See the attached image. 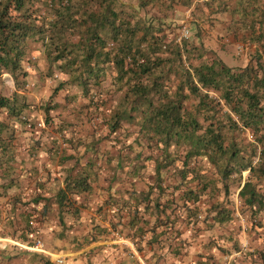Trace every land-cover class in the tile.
Listing matches in <instances>:
<instances>
[{"label": "trees", "instance_id": "obj_1", "mask_svg": "<svg viewBox=\"0 0 264 264\" xmlns=\"http://www.w3.org/2000/svg\"><path fill=\"white\" fill-rule=\"evenodd\" d=\"M216 2L223 6V0L202 4L210 14L233 6L235 38L242 32L244 40L264 39V0H235L234 5L218 6L219 10ZM200 4L195 0H0V79L10 74L15 81L11 95L0 92V193L20 186L28 174L21 167L24 156L19 155L18 140L27 125L33 124L26 114L30 102L24 87L31 71L37 69L32 54L37 46L49 66L48 75L58 82L48 103L41 106L48 125L54 124L49 114L59 106L55 99L62 90H67V103L76 102L80 94L87 102H76L85 114L79 119H91L90 115L101 119L99 126L108 131L104 139L121 129L135 136L131 143H124L134 154L118 156L127 160V166L121 167L127 177L136 179L146 161L155 162L156 180L151 188L160 194L155 208L166 216L163 220L160 215L156 224L173 223L174 227L167 228L165 236L149 240L158 245L152 249L166 248L180 256L183 245L191 243L182 241L180 232L172 242L169 238L181 209L196 223L202 196L229 198L237 189L239 205L229 199L211 203L207 211L213 224L234 220L238 207L248 228L264 235L263 54L253 55L244 67L231 66L206 46L200 26L193 36L179 39L182 24L174 14L196 8L204 18L206 10ZM60 73L64 78H57ZM71 88L77 93H71ZM66 125L53 126L52 132L62 131L71 149H79L82 138L69 136ZM19 128L23 129L20 133ZM53 138V146L47 148L51 159L57 153L60 165L77 159L68 148L60 154L55 134ZM93 141L86 148L93 147L99 155L100 139ZM135 145L142 149L135 151ZM89 163L93 166L94 162L89 158ZM91 177L86 171L73 174L69 170L54 198L37 194L33 201L50 208L54 199L62 221L65 212L79 213L84 201L79 202L78 196L82 200L84 193L88 200L92 194ZM171 178L175 180L169 182ZM141 193L145 206H151L150 192ZM166 194L173 198L161 201ZM31 217L29 224L35 223ZM148 232L143 229L140 235ZM204 239L195 237L192 246L208 243ZM256 251L264 259V249ZM152 255L157 253L153 250L149 258ZM208 255L202 264L217 263L220 255Z\"/></svg>", "mask_w": 264, "mask_h": 264}, {"label": "rangeland", "instance_id": "obj_2", "mask_svg": "<svg viewBox=\"0 0 264 264\" xmlns=\"http://www.w3.org/2000/svg\"><path fill=\"white\" fill-rule=\"evenodd\" d=\"M200 7L205 10L202 3L200 4ZM180 8L181 7H179L178 9ZM44 10L45 8H43V11ZM194 10H196V8ZM194 10L191 8H184L183 11L179 10L174 14L175 19L179 20L178 24H182V28L178 30L179 34L184 31V28H186L189 30L188 35L193 36L195 32H197V24L200 25L205 32H207L208 28L206 27V23H208L210 20H206L205 17H199V13L195 12ZM232 33L233 32L231 30L230 35H233ZM242 40L246 43L243 38ZM230 43V40L226 41L227 46L224 47L221 53L223 55H220L218 54V52H216L218 57H223L227 61V63L231 65L235 61H238L235 58L238 57L240 60H242L243 58H246L248 56L247 52L244 50V46L242 47L243 49H241L228 45ZM36 48L37 46L32 49V54L35 56V66L37 67V69H33V71H31V74L28 77L27 85L26 87H24L26 89L25 92L27 95V100L28 102H30V106L27 109L26 114L28 115L29 122L33 124L31 126L28 124L25 131H23L22 128H19L21 129L19 133L22 131L23 132L20 134L18 140V151L20 152L19 155L24 156V159L27 162L25 166L29 170V173H32V176H26V178L22 180L20 186L17 185V187L9 190L7 193H0V231H7L10 233V235H12L14 239H17L16 236H19L22 230H25V238L32 243L31 246L27 247L28 250L45 254L47 253V247L59 249L58 254L53 253L56 254L53 255V257L57 260H55V262H53L52 264H73V258L75 257L74 253H65L67 246L58 245L56 242L62 240L61 236L64 237L63 239H66L70 243H72L74 241V238L87 235V233L89 232L86 231L87 227H85L84 225H87L86 219H88V216H90V214L87 217L86 214H80L78 217L74 216L73 218L72 214H68L65 212L64 215H62L63 225H61L58 205L54 202V199H52V202L50 204L51 207L48 209V212L45 215L41 214L42 211L38 209L40 208L38 207L39 204H34V202L30 203V200L36 194H44L45 196L54 198L58 190L65 185L64 178L67 175L68 171L72 170L73 174H76L77 172H83L84 165L82 166V164L89 162V158L92 159V161H100L101 163L98 162V164H104L102 162H105L107 158L111 159L113 157L112 161H117L118 156L132 152L127 149L124 143H131L135 136H128L126 135L128 131L125 129H121L116 134H112L110 139H107L108 137L104 139L103 137L108 134V131H102L101 126H99L100 124L98 123H101V119L95 120V117H93V115H90L91 119H89V117H83L82 120L79 119L80 114H85L83 112H79L76 102H87V100H85L79 94L76 102L74 101L67 103L68 100L65 98L67 95V90H62L60 92V97H57L55 99L59 106L50 112L49 116L53 118L54 124L52 126L48 125L46 121L47 115L41 106L48 103L54 88L58 85V82L56 81L57 79L48 75L49 66L47 64L45 56L43 55V53L41 54L38 50H36ZM232 58L235 59V61ZM57 78H64V75L60 73L58 74ZM71 89V93H77L76 89ZM14 90L15 83L13 81V77H11L10 74H5L3 78L0 79V92L5 95H11ZM90 120H94V123ZM58 124H62V126L68 124L66 125L67 127L64 128L65 132L69 136L75 134L77 138H82L83 145L79 149H71L72 146L64 141L62 131L52 132L53 126H58ZM42 128L44 131L41 130ZM48 130L51 132V135L49 134ZM54 134L56 135L57 140L55 146L57 150H59V153L61 154L68 148V153H73L77 157V163V159H73L71 161L68 160L60 165L58 161V153L56 154V159H51L49 157L47 148H49V144L53 146ZM98 139H100V143L97 145L99 155H96L95 152H93V147L86 148V146L92 145L94 142L93 140ZM36 145L37 147L39 145L38 149L33 150ZM133 149L135 151H139L142 149V146L135 145ZM146 152L149 155V152ZM132 154L134 153L132 152ZM97 156H99V158H96ZM104 174L105 169H103V167L92 168L93 177L98 176L100 180H103L105 179ZM118 174V184L116 183L115 190L123 192L125 190H128L129 188H134V190H145L146 192H150L151 200L154 201V204L151 206V208H153V210L155 211V202L156 199L160 196L157 189L151 188L152 184H154L156 180L155 162L153 160L146 161V167L141 170L140 176H138L136 179L127 177V174L125 172L122 173L120 170L118 171ZM164 174L165 176H167L165 172ZM246 174L247 172L245 173V175ZM93 180L94 178H92V181ZM174 180V178H171L169 182H172ZM166 182L168 183V181ZM37 185H41L42 187L36 189L38 187ZM97 186V184L95 186L93 185L94 191L97 189L95 188ZM238 191V189L234 190L229 195V198H225L223 194L218 197H212L210 195L202 196L200 201L198 202L199 216L198 222L196 223H194V217L191 220L188 218L189 213L185 210V208L181 209L182 215L178 216L179 222L178 224L176 223L177 225L174 229L175 233L173 231L171 233V236H175L178 232L182 234L184 231H187V229H189L188 237L183 240H185V242L188 241L189 243H191V245H183V250H180V255L184 254L183 251L185 248H189L190 246H192V244L195 242V237H201L200 233L202 232V234H206L207 237L205 238H207L208 243L213 244V247L217 249V252H219L220 255H223V257H219L217 259L218 264H264V259L256 251L264 249V235L260 236L259 231H253L248 228L246 220L241 215L238 207L235 213L234 220L226 222L224 224H213L212 215L207 211L211 206V203H214L217 200L222 201L224 199H229L233 203L239 205L240 200L238 198ZM92 194L90 200L88 199L83 203L85 207L84 210L90 208L93 209L95 207L98 208L99 202H95L97 191L95 193L96 195ZM168 198H173V195H163L161 197V201H165ZM42 204L43 205L41 206H44V203ZM11 208L18 209L16 211H11ZM33 211H35V213ZM37 211H39V213ZM28 212L33 214L31 218H33L35 223L29 224L26 222L27 218H25L22 213L27 214ZM82 217L84 218L83 220ZM155 218H158L157 212L154 214V220ZM77 219H79V221L81 222V229L83 230V232H81L80 234L78 233V229L75 231L73 229V226H76L73 225V222L75 220L77 221ZM163 220H165L164 217ZM189 220L191 223H187ZM170 221L173 220L170 219ZM28 225L30 227H28ZM57 225L60 226L59 229H56ZM168 227H174V224L169 223ZM42 228L44 229V231L42 230ZM56 234H58V236L60 237L56 236ZM112 234L114 238L112 237L111 240L116 239L121 241L122 239V242L125 243V245H130L126 244V242L129 243V241L127 240L130 239L126 238L125 234H123L120 228L113 229ZM37 240H42L44 251H36L33 249V245L37 242ZM143 244L141 245L142 247L139 248L136 245L137 250H139V254H137L138 257L142 256V254H140V252L142 253V250L149 249L146 248V245ZM110 246H112L113 248V250H111L110 252L106 250L102 251L101 253L97 252L93 257L98 259L99 261L106 262V264H137L135 262L137 261L136 256L131 257L129 251L126 252L128 259H120L122 257V253L126 251V246L121 248L119 247V243L112 244ZM29 247L33 248L30 249ZM156 247H158V245ZM153 250L155 251V253H157V256L152 255L147 260L145 258V255L150 256L151 251ZM151 251L150 253H143L144 260L141 261L142 264H145V262L146 264H168V261L171 260L170 258L175 254V252L172 251L171 253L168 252L166 248L162 250L154 248ZM200 252L201 251L197 250L195 253H192L195 257L193 262H196L197 264H202V261H204V259L202 258L209 256L208 254ZM190 257L191 256H189L188 258L191 259ZM59 259H62L63 261L59 262ZM89 263L91 264V262ZM217 263L215 262V264ZM93 264H99V262L95 261V263Z\"/></svg>", "mask_w": 264, "mask_h": 264}, {"label": "crops", "instance_id": "obj_3", "mask_svg": "<svg viewBox=\"0 0 264 264\" xmlns=\"http://www.w3.org/2000/svg\"><path fill=\"white\" fill-rule=\"evenodd\" d=\"M196 2L202 3L204 2V0H197V1L195 0V3ZM218 2L215 3L216 10H219L218 8L225 6L226 3L234 5L235 0H223V6L222 5L220 6ZM230 8H233V6H231ZM230 8H228L229 10L227 9L225 11L210 14V11L207 9V7H204V9L206 10V15L204 17L206 18V20H210L208 23H206V27L208 28V30L207 32H205L203 28L198 24H197V27L200 26L202 29V37H203V40L206 46L209 49H212L215 52H218V54L220 55H223L221 53L224 47L227 46L226 45L227 40L231 41V43L228 44L230 46L241 48V49H243L242 47L244 46V50L247 52L248 56L246 58H243L242 60H240L238 57L235 58L238 60L237 62L235 61V59L232 58L235 62L231 64V66L244 67L248 65V63L253 58L252 57L253 55L256 56L257 54L260 53V54H263V58H264V39L259 40V39L254 38V40H251L250 38L248 39L246 38V40H244L246 41L245 43L242 40L243 38L242 32L241 34L239 33L238 38H235V33H232L233 35H230L231 30H233L234 28V21H233V16H232L233 14ZM183 10L184 9H182V11ZM237 14H239V12ZM175 20L177 22L179 21L177 19ZM93 162H94L93 166L90 165L89 162L82 164V166L84 165L83 166L84 171L91 174L92 176L91 179L94 178L93 180L94 182L92 181L93 185L94 186L96 184L98 185L97 187H95L97 188L95 191L93 188L94 193L92 192L93 193L92 195H96L95 193L97 191V197H96L95 202H99L98 208L95 207L93 208L94 210L91 208L90 209L86 208L87 210H84L85 207L83 205L82 207H80L79 213L76 215H74L72 212L70 213L66 212L68 214H72L73 218L74 216L78 217L80 214H86V217L90 214V216H88V219H86L87 225L86 224L84 225L85 227H87L86 231L89 233H87V235L84 234L85 236H78L74 238V241L72 243H70L66 239H63L64 237L61 236L62 240L58 239L59 241H57L56 243L58 245L67 246L65 253H69V252L74 253L75 257L73 258V264H83V262L84 264H90L89 262L93 264L95 263V261H98L99 264H106V262L99 261L93 256L95 255V253L97 252L101 253L102 251H105V250L110 252L111 250H113L112 246L110 245L116 244V243H119V247L121 248L124 246L127 247L126 251L122 253L121 255L122 257L120 259L122 258L128 259L126 252L129 251L131 257L136 256L137 261L135 262L137 264H142L141 261L144 260L143 253L144 252L150 253L152 248L154 246H157V243L156 244L154 243V245H151L149 240H152L160 235L165 236L166 235L165 233L167 231L166 229L170 228L168 227V224L167 225H159V223L156 224V221L159 219L160 215H164V218L166 216L164 213L158 212L155 207H154L155 211L153 210V208H151V206L154 204V201H152L151 206H148V207L147 205L145 206V203L143 202L144 195L143 193H141L142 190L135 189L134 191V188L133 189L129 188L128 190H125L123 192L115 190L116 184L115 183L113 184L111 180L119 177V174H118L119 170L123 173V171L121 170V167L127 166V160L118 159L117 161H112V159L107 158L105 162H102L104 164H98V162L101 163L100 161H93ZM26 163L27 162L25 159L21 160V164H22L21 167L24 168L29 173V170L25 166ZM94 167H100V168L103 167V169H105V174H104L105 179L100 180L98 176L93 177L92 168ZM26 176H32V173H29ZM41 187L42 186L40 185L36 189H39ZM81 196H82V200H80L81 197L79 196L77 197L79 202L81 201L86 202L85 194L83 193V195ZM34 197L31 198L30 203L34 202L33 201ZM90 198H91V195H89L88 199L90 200ZM42 203L44 202H40V203L34 202V204H39L38 207L40 208L38 209L42 211L41 214L45 215L48 212L49 206L47 207L41 206L43 205ZM17 209L11 208V211L13 210L16 211ZM33 212L35 213V211ZM37 212L39 213V211ZM156 212H157L158 218H155L154 220V214ZM22 214L24 215L25 218H27L26 219L27 223L29 221V216L33 215L29 212L27 214L26 213H22ZM83 219L84 218L82 217V220ZM60 224L63 225V222L61 220H60ZM177 224H175V226ZM73 225H76V226H73L74 231L78 229L79 234L83 232V230L81 229L82 226H81V222L79 221V219H77V221L75 220L73 222ZM28 227L30 226L28 225ZM59 228L60 226L57 225L56 229H59ZM117 228L118 229L120 228L123 234H125L126 238L130 239V240H127L129 241V244H130L129 246L125 245V243L122 242V239L121 241L116 240V239L111 240L112 237L114 238L112 234L113 229H117ZM143 229H147L149 230V232L141 236L140 233L142 232ZM155 229H156L157 234H155ZM42 230L44 231L43 228ZM188 230L189 229H187V231H184L182 233L180 239H185L188 237L189 235ZM162 231L163 233L161 234L160 232ZM95 232H98L99 234H96ZM25 233L26 231L22 230L21 234L19 236H16L17 239H14L12 235H10L9 232L4 231V230L0 231V264H46L48 260L51 263L57 260V259H54L53 255L58 254L59 249L47 247V253L45 254L28 250L27 247L31 246L32 243L25 238L26 237ZM56 236H58V234H56ZM94 236H96L95 240H93V242H90V240L93 239ZM202 236L207 237L206 234L201 235V237ZM174 237L175 236H172L171 238H169V241L172 242ZM137 241L139 244L137 243ZM199 241H202V240L199 239ZM204 241H207V238H205ZM174 243L175 241L173 242V244ZM200 243L201 244L199 245L194 244L192 247L190 246L189 248H185L183 251L184 252L183 255L171 257L170 258L171 260L168 261V264L169 263L170 264H197L196 262H193L195 257L192 254V253H195L197 250L201 252L204 251L206 254L216 253V256L220 255L219 252H217V249L213 247V244H208L206 242H200ZM142 244L146 245V248H149V249L142 250V253L140 252L142 256L138 257L137 254H139V250H137L136 247L138 246L139 248V246H141ZM175 245L177 244L175 243ZM53 253H56V254H53ZM189 256H191L190 257L191 259L188 258ZM219 257H223V255H220ZM145 258L148 260L149 256L145 255Z\"/></svg>", "mask_w": 264, "mask_h": 264}, {"label": "built area", "instance_id": "obj_4", "mask_svg": "<svg viewBox=\"0 0 264 264\" xmlns=\"http://www.w3.org/2000/svg\"><path fill=\"white\" fill-rule=\"evenodd\" d=\"M188 33H189V30L184 28V31H182V33L180 34L179 39H181L182 37H188L189 36ZM126 244H129V243L126 242ZM33 246H34V248L33 247H29V248L30 249L33 248L36 251H44L42 240H37V242ZM62 261H63L62 259H59V262H62Z\"/></svg>", "mask_w": 264, "mask_h": 264}]
</instances>
